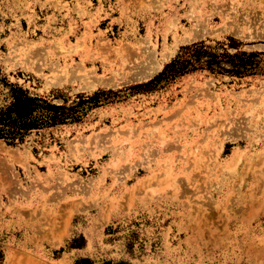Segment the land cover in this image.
<instances>
[{
	"label": "rangeland",
	"instance_id": "obj_1",
	"mask_svg": "<svg viewBox=\"0 0 264 264\" xmlns=\"http://www.w3.org/2000/svg\"><path fill=\"white\" fill-rule=\"evenodd\" d=\"M13 86L84 104L0 139V264H264V0H0Z\"/></svg>",
	"mask_w": 264,
	"mask_h": 264
},
{
	"label": "trees",
	"instance_id": "obj_2",
	"mask_svg": "<svg viewBox=\"0 0 264 264\" xmlns=\"http://www.w3.org/2000/svg\"><path fill=\"white\" fill-rule=\"evenodd\" d=\"M183 50L186 51L184 57H178L165 66L163 72L155 80H161L166 75H182L196 63H204L209 67L215 64L221 68V61L230 67L226 72L241 75L251 69L252 59L255 56L253 53L243 52L234 56L226 55L220 59L209 53L201 44H195ZM11 93L10 104L0 108V139H5L10 143H14L15 140L22 141L28 133L34 130L62 125L67 121H76V109L84 104L81 100L76 106H57L45 99L30 96L25 90L16 86L12 87Z\"/></svg>",
	"mask_w": 264,
	"mask_h": 264
}]
</instances>
